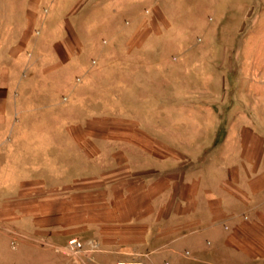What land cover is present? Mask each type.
<instances>
[{
  "label": "rangeland",
  "instance_id": "rangeland-1",
  "mask_svg": "<svg viewBox=\"0 0 264 264\" xmlns=\"http://www.w3.org/2000/svg\"><path fill=\"white\" fill-rule=\"evenodd\" d=\"M243 128L264 132V0H0V264H187L126 247L81 184L156 166L148 138L206 171Z\"/></svg>",
  "mask_w": 264,
  "mask_h": 264
},
{
  "label": "crops",
  "instance_id": "crops-1",
  "mask_svg": "<svg viewBox=\"0 0 264 264\" xmlns=\"http://www.w3.org/2000/svg\"><path fill=\"white\" fill-rule=\"evenodd\" d=\"M237 135L236 150L205 163L206 171L180 155L168 164L172 149L148 138L139 147L159 159L156 166L116 162L101 179L81 185H94L106 209L100 217L124 226L113 231L126 234V247L150 249L169 238L159 248L186 249L187 264L264 263V132L243 128Z\"/></svg>",
  "mask_w": 264,
  "mask_h": 264
},
{
  "label": "built area",
  "instance_id": "built-area-1",
  "mask_svg": "<svg viewBox=\"0 0 264 264\" xmlns=\"http://www.w3.org/2000/svg\"><path fill=\"white\" fill-rule=\"evenodd\" d=\"M69 250L70 252L74 251V250H78L81 249L82 246L79 242H77L76 240H71L69 242ZM78 253V252H77ZM116 264H141L140 262H129V261H121V262H117Z\"/></svg>",
  "mask_w": 264,
  "mask_h": 264
}]
</instances>
